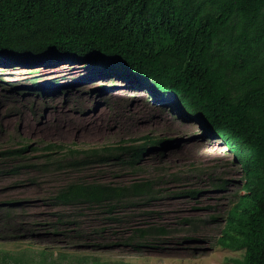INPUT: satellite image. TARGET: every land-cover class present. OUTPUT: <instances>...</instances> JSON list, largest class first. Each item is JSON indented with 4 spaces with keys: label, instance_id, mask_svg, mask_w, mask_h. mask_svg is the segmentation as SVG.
I'll return each instance as SVG.
<instances>
[{
    "label": "trees",
    "instance_id": "1",
    "mask_svg": "<svg viewBox=\"0 0 264 264\" xmlns=\"http://www.w3.org/2000/svg\"><path fill=\"white\" fill-rule=\"evenodd\" d=\"M64 61L89 67L91 77L110 76L146 91L150 100L179 110L227 145L244 182L223 216L216 244L243 252L232 264H264V0H0V66L36 69ZM46 85L58 84L34 80L29 90L47 94ZM11 91L24 93L16 86ZM133 141L86 149L51 143L44 148V165L63 169L112 161L136 168L146 154L176 142L149 135ZM28 148L0 150V161L22 157ZM52 150L64 151L63 158L53 160ZM227 184L214 187L223 190ZM157 193L150 180L75 182L53 199L66 206L100 207L130 197L151 200ZM200 193L180 195L194 199ZM152 231L138 233L144 238ZM0 253L2 264H46L54 256L45 248Z\"/></svg>",
    "mask_w": 264,
    "mask_h": 264
},
{
    "label": "rangeland",
    "instance_id": "2",
    "mask_svg": "<svg viewBox=\"0 0 264 264\" xmlns=\"http://www.w3.org/2000/svg\"><path fill=\"white\" fill-rule=\"evenodd\" d=\"M91 75L77 61L36 69L0 66V150L29 146L22 157L0 161V251L45 248L54 255L46 264H232L240 258L242 251L216 244L223 216L244 182L227 145L179 110L150 100L146 91ZM34 80L58 85L43 86L52 94H42L29 90ZM13 86L24 93L14 95ZM145 135L176 142L146 154L136 168L112 161L63 169L44 165V148L51 143L78 149L128 146ZM63 155L57 150L52 158ZM15 167L17 173L11 171ZM144 180L158 191L151 200L130 197L99 207L53 199L70 183ZM224 180L223 190L214 187ZM189 190L201 193L194 199L180 195ZM12 201L18 204L9 206ZM146 229L155 233L142 238L138 231Z\"/></svg>",
    "mask_w": 264,
    "mask_h": 264
},
{
    "label": "bare ground",
    "instance_id": "3",
    "mask_svg": "<svg viewBox=\"0 0 264 264\" xmlns=\"http://www.w3.org/2000/svg\"><path fill=\"white\" fill-rule=\"evenodd\" d=\"M78 89V88H77ZM52 108V107H51ZM47 114V113H46ZM48 116V115H47ZM47 119V118H46ZM43 124V123H42Z\"/></svg>",
    "mask_w": 264,
    "mask_h": 264
}]
</instances>
